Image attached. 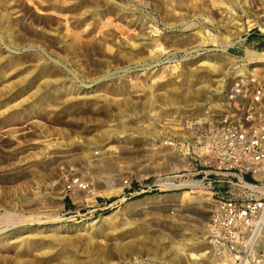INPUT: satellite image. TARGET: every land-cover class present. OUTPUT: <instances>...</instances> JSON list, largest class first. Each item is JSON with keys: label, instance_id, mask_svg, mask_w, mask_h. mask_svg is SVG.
I'll list each match as a JSON object with an SVG mask.
<instances>
[{"label": "rangeland", "instance_id": "1", "mask_svg": "<svg viewBox=\"0 0 264 264\" xmlns=\"http://www.w3.org/2000/svg\"><path fill=\"white\" fill-rule=\"evenodd\" d=\"M253 26L245 0H0V264H205V215L170 213L193 197L120 180L181 167L149 140L218 112L230 70L264 58Z\"/></svg>", "mask_w": 264, "mask_h": 264}, {"label": "built area", "instance_id": "2", "mask_svg": "<svg viewBox=\"0 0 264 264\" xmlns=\"http://www.w3.org/2000/svg\"><path fill=\"white\" fill-rule=\"evenodd\" d=\"M245 2L254 23L249 31L264 36V0ZM239 69L230 70L218 112L178 123L169 116L168 133L149 140L151 163L161 157L165 165L179 162L180 168L153 178L120 180L123 198L162 191L201 198L187 204L174 200L169 206L172 215L189 209L205 215L211 247L207 264H264V60L247 61ZM74 174L66 194L86 197L92 175ZM168 177L175 185L161 184ZM133 263L144 264L141 259Z\"/></svg>", "mask_w": 264, "mask_h": 264}, {"label": "bare ground", "instance_id": "3", "mask_svg": "<svg viewBox=\"0 0 264 264\" xmlns=\"http://www.w3.org/2000/svg\"><path fill=\"white\" fill-rule=\"evenodd\" d=\"M23 1V0H22ZM66 2V1H65ZM119 2H121V1H119ZM15 9V8H14ZM3 10V9H2ZM81 12V11H80ZM116 12V11H115ZM57 13V12H56ZM64 15V14H63ZM68 15V14H67ZM66 15V16H67ZM60 16V15H59ZM41 17V16H40ZM59 18V17H58ZM66 18V17H65ZM25 19V18H24ZM123 19V18H122ZM49 21V20H48ZM25 22V21H24ZM20 23V22H19ZM50 24V23H49ZM22 27V26H21ZM241 28V27H240ZM100 30V29H99ZM98 30V31H99ZM80 31V30H79ZM63 32V31H62ZM65 34V33H64ZM98 34V33H97ZM45 38V37H44ZM86 38V37H85ZM7 39H9V38H7ZM49 41V40H48ZM72 42V41H71ZM70 42V43H71ZM57 43V42H56ZM74 50H76V49H74ZM261 54H264V51H261ZM255 60H260V61H262V60H264V58H262V59H253L252 60V62L253 61H255ZM35 61V60H34ZM257 62H259V61H257ZM27 63V62H26ZM253 63H255V62H253ZM21 67H22V65H21ZM209 67H211L212 68V71L215 69H217L218 67H220V66H218V65H210ZM218 70V69H217ZM11 80V79H10ZM196 82H195V85H197L195 88L197 89H199V87H202V86H205V85H207L208 84V81H207V79L206 78H204V76L203 77H200V78H196ZM133 82V81H132ZM142 82V81H141ZM211 84V83H210ZM213 85V84H212ZM34 88V87H33ZM44 89V88H43ZM150 90V89H149ZM149 90H147V91H149ZM104 93V92H103ZM150 93V92H149ZM141 95V94H140ZM26 96V95H25ZM140 97V96H139ZM22 98V97H21ZM191 106V105H190ZM46 108V107H45ZM130 110V109H129ZM133 110V109H132ZM48 112V111H47ZM133 112V111H132ZM138 113L140 112L139 110L137 111ZM50 113V112H49ZM134 113V112H133ZM38 114V113H37ZM42 115V114H41ZM52 115V114H51ZM197 115V114H196ZM35 116V115H34ZM41 117V116H40ZM198 117V116H197ZM30 118V117H29ZM190 118V117H189ZM199 118V117H198ZM197 118V119H198ZM33 119V118H32ZM35 119V118H34ZM26 121H27V119H25ZM25 120H23L24 122H25ZM187 120H188V118H187ZM29 121V120H28ZM12 123V122H11ZM16 123V122H15ZM14 124V123H13ZM151 124V123H150ZM19 125H20V123H19ZM22 125V124H21ZM24 125V124H23ZM5 127V126H4ZM6 127H8V126H6ZM134 127V126H133ZM9 130V129H8ZM135 132V131H134ZM4 133V132H3ZM139 137V136H138ZM16 143V142H15ZM63 144V143H62ZM132 147V146H131ZM101 157V156H100ZM88 158V157H87ZM86 160V159H85ZM99 160V159H98ZM87 161V160H86ZM55 163V162H54ZM88 163V162H87ZM86 163V164H87ZM99 164H100V162H98ZM174 165V166H173ZM175 165H177V166H180L181 164L178 162V163H173V164H171V166H173L174 168H175ZM108 166V165H107ZM127 167V166H126ZM172 167V168H173ZM109 169V168H108ZM114 169V168H113ZM115 169H116V167H115ZM77 170H79V169H77ZM104 170V169H103ZM112 170V169H111ZM67 171H70V173H72L73 171H71V170H67ZM66 171V172H67ZM76 172V171H75ZM101 172V171H100ZM68 174H69V172H68ZM112 175H108L107 177H106V182H107V184H106V186H108L107 188H114V187H117V186H115V178L113 177H111ZM55 178V177H54ZM50 179V178H49ZM53 180V179H52ZM51 180V181H52ZM54 181V180H53ZM53 181L51 182V183H53ZM58 181V180H57ZM55 182H56V179H55ZM48 183V182H47ZM50 183V182H49ZM55 184V183H54ZM117 184V183H116ZM161 184L163 185V186H166V187H168V186H173V185H175V183H174V181L172 180V178L171 177H168V178H165V179H161ZM105 185V184H104ZM53 187V186H52ZM105 187V186H104ZM47 188V187H46ZM44 189V188H43ZM53 189V188H52ZM34 196H32V198H33ZM19 198V197H18ZM92 198V197H91ZM198 198V197H197ZM37 199H39V198H37ZM201 198H198V199H195V198H192V200L195 202V203H198V202H201V201H203V200H200ZM43 201V200H42ZM17 202V201H16ZM29 202V201H28ZM31 203V202H30ZM168 203V202H167ZM39 204V203H38ZM36 205V204H35ZM128 205H130V204H128ZM201 214V213H200ZM201 215H203V214H201ZM204 216V215H203ZM202 216V217H203ZM1 225V224H0ZM167 230V229H166ZM29 235V234H28ZM21 238V237H20ZM13 239V238H12ZM15 240V239H14ZM20 240V239H19ZM13 241V240H12ZM14 251V250H13ZM44 253V252H43ZM37 254V253H36ZM47 254V253H46ZM203 253H199V252H194V251H190V252H188L187 251V255L188 256H190L191 258H193V260L194 259H198V257L200 256V255H202ZM22 260V259H21ZM15 264V263H14Z\"/></svg>", "mask_w": 264, "mask_h": 264}]
</instances>
